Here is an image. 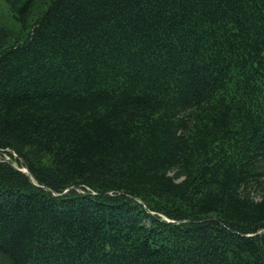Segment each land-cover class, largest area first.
Instances as JSON below:
<instances>
[{"label":"trees","instance_id":"trees-1","mask_svg":"<svg viewBox=\"0 0 264 264\" xmlns=\"http://www.w3.org/2000/svg\"><path fill=\"white\" fill-rule=\"evenodd\" d=\"M6 1L0 264H264V0Z\"/></svg>","mask_w":264,"mask_h":264},{"label":"rangeland","instance_id":"rangeland-1","mask_svg":"<svg viewBox=\"0 0 264 264\" xmlns=\"http://www.w3.org/2000/svg\"><path fill=\"white\" fill-rule=\"evenodd\" d=\"M20 29L21 23L14 17L8 2L6 0H0V49L2 43L4 46V44L6 45L8 42L10 43L13 41ZM4 157L10 159L7 154H5ZM176 173L177 170L170 171V174L173 176H175ZM176 178L177 180H182L184 175H180ZM255 196L257 199L264 198V187L260 188V190L258 189V191L255 192Z\"/></svg>","mask_w":264,"mask_h":264},{"label":"water","instance_id":"water-1","mask_svg":"<svg viewBox=\"0 0 264 264\" xmlns=\"http://www.w3.org/2000/svg\"><path fill=\"white\" fill-rule=\"evenodd\" d=\"M16 155V154H15ZM20 170H22V171H24V172H27L28 173V175L31 177V174H30V172H29V170H28V168H20ZM82 191V190H81Z\"/></svg>","mask_w":264,"mask_h":264},{"label":"bare ground","instance_id":"bare-ground-1","mask_svg":"<svg viewBox=\"0 0 264 264\" xmlns=\"http://www.w3.org/2000/svg\"><path fill=\"white\" fill-rule=\"evenodd\" d=\"M180 218V217H179Z\"/></svg>","mask_w":264,"mask_h":264}]
</instances>
